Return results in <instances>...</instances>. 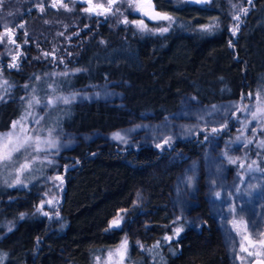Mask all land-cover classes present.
<instances>
[{"label":"trees","instance_id":"trees-1","mask_svg":"<svg viewBox=\"0 0 264 264\" xmlns=\"http://www.w3.org/2000/svg\"><path fill=\"white\" fill-rule=\"evenodd\" d=\"M151 1L156 10L182 24L176 28L179 30L162 38L137 34L130 23L121 22L131 18L128 1L123 0L112 5L119 9L115 14L99 9L90 14L79 0H62L70 11L59 5L51 7L53 0H3L0 73L13 85V97L0 105V129L23 107L13 99L22 79L54 67L83 70L55 79L59 88L87 84L102 76H126L125 104L142 112L170 111L186 91L207 104L245 97L251 89L264 91V0H231L240 8L236 35L230 30V0H211L204 6ZM92 4L109 7L106 0H92ZM20 20L23 27H17ZM197 24L212 25V32L182 31ZM6 29H16L11 31L12 43ZM61 29L63 33L57 34ZM13 63L17 66L9 67ZM42 80L32 78L30 86L46 84L47 77ZM59 110L73 116L71 124L65 119L52 120L60 128L109 130L115 121L112 110L98 105L58 108L50 117ZM224 130L218 136L225 135ZM203 135L200 131L188 141L173 140L156 148H82L69 153L77 159L75 166L52 184L38 183L26 190L0 185V264H91L95 254L128 236L130 219L138 213L132 205L137 193L148 195L151 202L160 200L167 171L160 161L178 153L198 156ZM51 188H55L56 201L47 215L37 214L38 200ZM120 217V226L110 228L111 220ZM8 222H17L11 231L5 227ZM207 231L194 234L183 227L169 241L164 237L174 236L173 225L154 222L141 234L142 243L135 246L130 240L127 264H224L216 238Z\"/></svg>","mask_w":264,"mask_h":264},{"label":"rangeland","instance_id":"rangeland-1","mask_svg":"<svg viewBox=\"0 0 264 264\" xmlns=\"http://www.w3.org/2000/svg\"><path fill=\"white\" fill-rule=\"evenodd\" d=\"M104 1L102 0V3ZM123 1L127 2L128 0ZM173 1L181 5L184 3L204 6L211 0ZM230 1L228 9L232 22L230 30H232L241 20H234L233 16L240 17L241 15L237 11L240 9L239 4L232 1L230 3ZM151 4L153 12H160L156 10L153 1ZM85 6L89 7L88 4ZM144 7L147 11L146 2ZM130 13L129 21L143 20L148 28L152 29V31H148L150 34H147L146 31L141 32L130 23L139 35L152 34L157 38H162L173 30H179L176 28L182 26L181 23L174 20L173 16L166 13L172 17L171 27L167 32L161 34L157 29L160 26L167 27L169 21L149 19L148 16L135 11L134 8H130ZM160 13L165 12L161 11ZM22 23L23 20H20L17 27ZM205 28L209 30H202ZM212 29L210 24L201 26L197 24L189 28L184 27L181 30L190 34H205L212 32ZM56 33L62 34L63 29L57 30ZM82 71L77 66L54 67L42 75L32 76L37 82L43 81V77H47L46 84L37 88L36 85L30 86L29 82L32 78L22 79L20 91L13 99L23 107L6 127L0 129V133L10 131L13 121L19 120L21 116H26L27 128L38 130L43 138H48L49 129H54L51 137L57 143L52 147L41 144L40 147L44 148V151L31 152V157L34 160L30 170L24 172L20 177L22 185H27L26 187L22 185L9 187L5 183L7 180L9 183L15 184L14 171L11 174L9 171L0 172V185L26 190L31 185L59 180L57 177L62 176L77 162V159L69 153L79 152L82 148L109 146L123 150L145 145L156 148L165 146L173 140L188 141L203 131V144L198 156L178 153L160 161L167 170L164 174L165 188L160 200L157 203L151 202L148 195L145 197L137 193L132 205L136 206L138 213L137 216L130 219L128 236L120 240L116 246L95 254L91 264H116L120 257L114 255L110 260L109 252L115 253V250L125 239L128 247L130 240L135 246H138L142 243L141 234H145L148 226L154 222L157 225H173V229L181 226L186 227L189 232L194 234L210 230L219 244L221 260L224 264H248L252 258L264 257V248L250 242L253 234L246 231L245 224H241L238 219L242 215L249 229L254 227L256 233L264 234V147L260 146L261 141H264V131L262 130L264 123H257L249 111L242 110L244 106H249L251 111H256L257 93L264 91L251 89L243 100L238 97H230L208 104L186 91L179 95L175 106L170 111L142 112L130 110L126 106L124 96L129 80L123 75L102 76L94 82L75 87L59 88L57 86L55 79L65 75H76ZM5 81L7 79L0 73V96H4L5 101L8 102L13 97V85L8 81L5 83ZM73 96L75 99L68 104L57 101L54 107L33 104L29 109L28 106V102L33 98L38 99L41 105H46L49 99ZM6 102H0V105ZM85 104L98 105L103 109L112 110L115 115L113 127L109 130L89 127L76 131L70 126L60 128L52 121L57 119L63 122L65 119L66 124H71L73 116L67 111V114L63 115L64 111L59 110L58 113L56 112L54 116L50 117V114L58 108L67 109L71 106L79 108ZM29 112L31 115H26ZM39 116L44 117L39 125L31 122L33 117ZM213 129L216 131L213 132ZM223 129H225V135L218 136V133ZM17 130L19 131V128ZM115 133H119L123 139H114ZM249 140L251 143H248ZM248 165H252V169H249ZM190 178L191 183H189ZM51 189L52 192L49 191L38 200L37 214L44 215L53 201H56L55 188ZM217 193L220 194L219 198ZM233 207L236 209L235 213L230 211ZM114 219L116 220V218ZM114 219L109 223V227ZM16 223H6L7 231L9 228L13 229ZM110 228H114V226ZM259 239L264 240V235H260ZM249 253L252 254L249 255ZM128 257L127 253L123 264H127Z\"/></svg>","mask_w":264,"mask_h":264},{"label":"snow or ice","instance_id":"snow-or-ice-1","mask_svg":"<svg viewBox=\"0 0 264 264\" xmlns=\"http://www.w3.org/2000/svg\"><path fill=\"white\" fill-rule=\"evenodd\" d=\"M3 0H0V3H2ZM147 3V8L148 10H145L144 3ZM87 3L89 7L83 9L85 12L92 13L95 11V8L92 5V0H87ZM116 3V0H109V7L106 9V11H112L113 14H115L116 11H119V9H112V5ZM249 3H251V0H249ZM57 5L64 7L66 10H71L68 8L67 4L62 3V0H53L51 7H57ZM128 6L130 8H134L135 11L140 12L142 15H146L149 17V19L156 20V21H169V24L167 27L165 26H160L157 30L159 33L163 34L168 31L169 27H171V22H172V17L168 16L166 13H160V12H153L152 9V4L151 0H128ZM95 7H101L99 5ZM40 11L43 12L44 8L43 6L40 7ZM245 13L247 12V9H243ZM99 14V13H98ZM122 14V13H121ZM234 20L239 21L240 17L239 16H233ZM125 25L131 23L134 26L137 27V29L141 32L144 31H152V29H149L148 26L145 24L143 20H132L129 21L127 17H125L122 21ZM20 27H23V25H20ZM239 25L237 24L235 27L232 29V34L236 35L238 31ZM202 30H209L207 28L202 29ZM11 29H6L7 34H9V42L12 43L13 41L11 40ZM103 43V42H102ZM231 41H230V46H231ZM47 55V54H45ZM13 61H16V57L13 56ZM17 65L15 63L10 64L9 67H16ZM77 71H80V69H77ZM7 83V81H5ZM27 87V85H25ZM5 92H7V89H5ZM251 96V94H249ZM23 99V98H22ZM75 97H56L54 99H49L47 101L46 105H41V102L33 98V100H30L28 102L29 109L32 108L33 104L42 106V107H54L57 103V101H62L65 104L70 103ZM244 97L243 95L241 96V100H243ZM0 102H6L4 96H0ZM256 111H251V108L249 106H244V109L249 111L250 114L252 115L253 120H255L257 123H264V92H258L257 93V104L255 105ZM26 115H31V112L27 113ZM43 116L39 117H33L32 123H35L37 125L40 124L41 120H43ZM19 128V131L17 130ZM264 130V129H262ZM54 131V129H49L48 132V138H43L40 136L39 131L36 129H28L27 124H26V116H21L19 120H15L12 122L11 130L8 132H3L0 133V172L2 171H9V174L11 172H15V184L9 183L7 180H5V183L8 184L9 187H14L17 185H22V181L20 177L23 175L24 172L30 170L31 163L33 162L34 158L31 157V152H40L44 151L45 149L40 147L41 144H46L50 147L56 146L57 141L51 137V133ZM216 129H213V132H215ZM114 139L122 140L123 137L119 133H115L113 135ZM248 143H251L249 140ZM159 146V145H158ZM247 146V145H245ZM261 147H264V141H261L260 143ZM234 162V161H233ZM255 163V162H253ZM249 169H252V165H248ZM59 179V177H57ZM189 183H191V178L189 179ZM26 187L27 185H22ZM217 197L219 198L220 194H216ZM49 204H51V201H49ZM40 210V209H38ZM231 212L235 213L236 209L233 207L230 209ZM44 215H47V213H44ZM24 216L21 214V219H23ZM123 218L120 217L119 219H116L112 222V225L110 227H119L120 226V221ZM239 222L241 224H245V229L246 231H249L253 234V238L250 241L253 244H259L261 248H264V240L259 239L260 233L255 232V228L249 229L247 224L244 221V217L241 215L238 217ZM235 226V224H234ZM9 231H11V228H9ZM183 231V227H177L174 229V236H165V240H171L174 239L175 237H178ZM159 242L157 243L158 246ZM143 248V246H141ZM242 250H244L242 248ZM128 251V245H127V240L125 239L120 246L115 250V253L109 252V259L111 260L114 255H118L120 257L119 261L116 262V264H123L124 262V257L126 256ZM252 253H249L251 255ZM259 255V253H257ZM99 259V258H98ZM257 264H260V262H257Z\"/></svg>","mask_w":264,"mask_h":264},{"label":"water","instance_id":"water-1","mask_svg":"<svg viewBox=\"0 0 264 264\" xmlns=\"http://www.w3.org/2000/svg\"><path fill=\"white\" fill-rule=\"evenodd\" d=\"M97 5H99V4H96L95 6H97ZM95 6L93 5L94 8H98V9H100V10L105 9V7L102 6V5H99V6H101V7H95ZM257 262H260V264H264V258H263V257L252 258V259L248 262V264H257Z\"/></svg>","mask_w":264,"mask_h":264},{"label":"flooded vegetation","instance_id":"flooded-vegetation-1","mask_svg":"<svg viewBox=\"0 0 264 264\" xmlns=\"http://www.w3.org/2000/svg\"><path fill=\"white\" fill-rule=\"evenodd\" d=\"M79 1L81 2V4H88V3H87V0H79ZM106 2L109 3V0H106ZM92 5H94V4H92ZM94 6H95V5H94ZM95 9H98V8H95ZM99 10H100V9H99ZM103 10H106V8L103 9ZM12 31H13V32H16V29H13Z\"/></svg>","mask_w":264,"mask_h":264}]
</instances>
